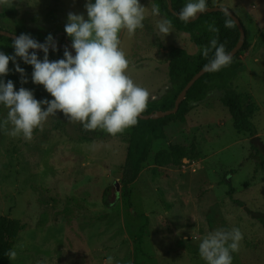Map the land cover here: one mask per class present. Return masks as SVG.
<instances>
[{
	"label": "rangeland",
	"instance_id": "obj_1",
	"mask_svg": "<svg viewBox=\"0 0 264 264\" xmlns=\"http://www.w3.org/2000/svg\"><path fill=\"white\" fill-rule=\"evenodd\" d=\"M10 2L11 7L0 5V13H6L0 24L8 29L24 18L29 28L53 34L65 28L69 12L87 19V0ZM144 2L147 25L143 22L131 37L121 33L130 62L146 55L141 52L147 34L158 32L151 12L156 2ZM206 3L231 7L246 25L250 46L239 56L242 65L233 85L244 107L253 111L255 134L264 143V0ZM53 9L59 22L49 14ZM174 34L173 47L162 51L161 62L175 48L196 52L186 32L176 29ZM129 74L139 84L159 75ZM167 82L157 86L156 96ZM221 96V90L211 89L191 106L185 121L168 119L164 136L153 141L138 178L128 185L127 137L79 139L65 131L75 123L61 111L48 118L42 131L34 130L31 141L0 128V215L22 223L12 248L17 257L9 264H105L109 256L112 264H206L199 254L203 237L234 227L244 239L239 252L232 253L233 264H264V226L252 215L264 213V158L246 160L252 134L234 127ZM7 112L0 105V122ZM171 144L194 145L195 150L182 165H156V153Z\"/></svg>",
	"mask_w": 264,
	"mask_h": 264
},
{
	"label": "clouds",
	"instance_id": "obj_2",
	"mask_svg": "<svg viewBox=\"0 0 264 264\" xmlns=\"http://www.w3.org/2000/svg\"><path fill=\"white\" fill-rule=\"evenodd\" d=\"M0 5L11 7V2L0 0ZM85 8L87 19L83 14L69 12L65 25L75 56L65 46L64 58L50 61L49 49L58 51L57 42L51 34L44 43L38 42L30 34L13 36L15 54L10 56L0 51V76H6L9 62H15L19 57L33 66L32 82L43 85L54 98L37 100L32 90L21 87L17 91L12 80H0V105L8 109L0 128L8 135L31 141L34 130L42 131L48 118L61 111L68 121L82 124L85 131L101 129L116 136L136 126L149 101L155 99L146 87L136 83L129 74L131 62L121 47L122 32L131 37L137 29H143L146 7L141 5L140 0H95L94 3L87 0ZM207 10L206 0H188L178 17L184 23H189ZM221 11L228 17L225 27L233 28L235 25L229 10L221 8ZM151 12L159 16V5L153 4ZM156 27L158 35L167 36L171 33L172 21L158 20ZM208 30L219 33V28L214 24L208 25ZM30 50H42L43 60ZM210 53H213L212 58L204 65L206 72L220 71L233 61L225 44H218V37L203 47L205 58ZM15 71L21 74L22 84L28 82L25 70L19 63H16ZM243 239L239 228H218L203 237L199 254L206 264H233L232 253L239 252ZM6 255L10 260H15L17 252L10 249ZM112 261L113 257L109 256L105 264H112Z\"/></svg>",
	"mask_w": 264,
	"mask_h": 264
},
{
	"label": "trees",
	"instance_id": "obj_3",
	"mask_svg": "<svg viewBox=\"0 0 264 264\" xmlns=\"http://www.w3.org/2000/svg\"><path fill=\"white\" fill-rule=\"evenodd\" d=\"M156 5H159L160 13L165 15L168 20L172 21V26L182 32H186L191 42L196 46V52L191 53L184 48H175L169 55V87L158 98L150 101L149 106L143 112L144 114L155 113L157 111H166L174 108L175 101L179 93L184 89L188 81L201 70L206 63L212 58L213 53L205 58L202 54V49L210 44L211 39L218 37V44H225L226 51L229 52L237 43L240 37V29L234 21L233 28L225 27V20L228 19L222 11H213L202 13L195 21L184 23L177 14L173 13L169 4L172 3L176 12H180L184 5H180L176 0H155ZM208 6V5H207ZM54 9L49 12L56 22L59 19L53 13ZM4 13L0 15L5 16ZM243 21V20H242ZM244 23V22H243ZM214 24L219 28V33H213L208 30V25ZM15 29H9L17 34H30L40 43L46 41V37L51 34H45L41 31L31 29L27 26L24 18L15 19L13 21ZM247 36L242 48L233 57L232 63L222 68L217 72H206L203 74L188 90L186 97L181 102L176 113L159 117L143 119L138 118L136 126L126 129L122 134L116 136H124L129 139V152L126 166L125 184L128 185L134 182L141 171L142 165L148 160L153 141L157 138H162L165 134V125L168 119H176L185 121L186 114L190 111L191 106L202 101L207 92L211 89H219L222 91L221 100L225 107L228 108L234 119V127L238 130L247 131L252 134L251 149L246 157V160L262 161L264 158V143L257 136L255 123L252 119L253 111L246 109L243 105L242 95L233 85V80L238 75V68L242 65L239 56L242 51L246 50L250 43L248 41V31L244 24ZM0 28L8 29L0 24ZM57 39L58 51L49 49V60L55 61L64 58L65 46L69 47L72 44V39L65 32V28H61L51 34ZM13 40L10 37L0 35V51L7 55H14L15 50L12 46ZM35 51L38 57L43 60L44 53L42 50H30V53ZM214 52V50H213ZM16 63L25 70L27 83H21V74L15 71ZM34 68L32 65L25 63L21 58L17 57L16 61L9 62V73L6 76H0V80L7 82L12 80L15 88L18 91L21 87L32 90L37 100L54 99L44 88L43 85H37L32 82V73ZM65 131L79 139L85 140H105L114 137L101 129L95 131H85L82 124H69L64 127ZM195 150L193 145L190 149L180 144H171L168 149H163L156 153L155 163L158 166L164 165H182L183 160L190 155V151ZM261 152V155H259ZM264 161V160H263ZM253 217L259 220L264 226V213L260 211H252ZM148 220V219H147ZM22 229V223L19 219L10 218L6 215H0V264H9L10 259L6 253L13 248ZM142 238L139 237V246Z\"/></svg>",
	"mask_w": 264,
	"mask_h": 264
},
{
	"label": "crops",
	"instance_id": "obj_4",
	"mask_svg": "<svg viewBox=\"0 0 264 264\" xmlns=\"http://www.w3.org/2000/svg\"><path fill=\"white\" fill-rule=\"evenodd\" d=\"M140 3L141 5L146 7L144 0H140ZM147 13L148 12H146V14ZM156 18L158 20L166 19V17L161 14L159 16H156ZM147 22H148V19L146 18L144 20L145 26L147 25ZM176 29L175 27L172 26L170 30L171 33L168 34L167 36L158 35V32L154 33V32L149 31L152 33V35L148 37V34H147V39L145 40L147 41V45L143 47L142 52H141V53H145L146 55L130 63L129 73L131 74H137V75H141L142 77H145L147 73L152 72V71H155V72L157 71L159 73L157 79H153L151 81L140 84L144 87H147V89L150 91L152 96L155 97V99L158 98L161 94H163L166 91V89L169 87V54H168L167 62L166 61L161 62L159 56L162 53V51H165L166 48L173 47L172 41H173V38L175 35L174 32ZM165 73L168 74V78L164 80V81L166 80L168 81L164 86L165 90L163 91L160 89L159 92H161V94L156 96L154 94V90H158L157 86H162L164 82L162 81V78L165 76Z\"/></svg>",
	"mask_w": 264,
	"mask_h": 264
},
{
	"label": "water",
	"instance_id": "obj_5",
	"mask_svg": "<svg viewBox=\"0 0 264 264\" xmlns=\"http://www.w3.org/2000/svg\"><path fill=\"white\" fill-rule=\"evenodd\" d=\"M169 8H170V10L173 13H175V14L178 15V12H176V10L173 8L172 3L169 4ZM221 8H227L229 10V12L231 13V17L234 19V21L236 22V24L238 25V27L240 29V37H239L236 45L229 51V53L232 55V57H234L236 55V53L242 48V46H243V44H244V42L246 40L247 32H246V29H245V26H244V23H243L242 19L229 6H225V5H211V6H208V10L206 12L221 11ZM200 15L201 14H198L197 18ZM195 20H192V21H195ZM0 35H4V36L10 37V38H13V36H19V34L15 33L14 31H11L9 29H3V28H0ZM55 41L57 42V39H55ZM69 47H70V51L75 56V50L71 47V44L70 43H69ZM38 51H40V50H38ZM205 73H206V71H204V67H203L201 70H199L188 81V83L186 84V86L184 87V89L179 93V95H178V97H177V99L175 101L174 108L169 109V110H166V111H157L155 113H150V114H144V113H142L139 117L140 118H143V119L159 118V117H163V116H167V115H171V114L176 113L178 111V109H179V106H180L181 102L186 97L188 90ZM116 187L119 189V184L118 183H116Z\"/></svg>",
	"mask_w": 264,
	"mask_h": 264
}]
</instances>
